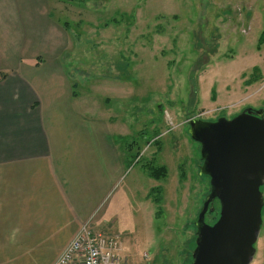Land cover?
<instances>
[{"label": "rangeland", "instance_id": "1", "mask_svg": "<svg viewBox=\"0 0 264 264\" xmlns=\"http://www.w3.org/2000/svg\"><path fill=\"white\" fill-rule=\"evenodd\" d=\"M87 1L49 0V9L72 35L59 61L73 108L108 120L122 162L94 229L117 241L127 264H190L210 186L188 121L245 109L264 118V0ZM150 167L166 175L149 177ZM261 213L250 264H264Z\"/></svg>", "mask_w": 264, "mask_h": 264}, {"label": "crops", "instance_id": "2", "mask_svg": "<svg viewBox=\"0 0 264 264\" xmlns=\"http://www.w3.org/2000/svg\"><path fill=\"white\" fill-rule=\"evenodd\" d=\"M66 27L49 0H0V264H55L123 174L108 120L73 108Z\"/></svg>", "mask_w": 264, "mask_h": 264}, {"label": "water", "instance_id": "3", "mask_svg": "<svg viewBox=\"0 0 264 264\" xmlns=\"http://www.w3.org/2000/svg\"><path fill=\"white\" fill-rule=\"evenodd\" d=\"M188 135L200 146V173L210 192L195 222L191 264H250L262 222L264 186L263 112L245 109L231 119L193 118ZM219 202V218L205 223Z\"/></svg>", "mask_w": 264, "mask_h": 264}, {"label": "built area", "instance_id": "4", "mask_svg": "<svg viewBox=\"0 0 264 264\" xmlns=\"http://www.w3.org/2000/svg\"><path fill=\"white\" fill-rule=\"evenodd\" d=\"M119 252L120 245L117 241L93 232L88 221L63 250L55 264H126Z\"/></svg>", "mask_w": 264, "mask_h": 264}, {"label": "trees", "instance_id": "5", "mask_svg": "<svg viewBox=\"0 0 264 264\" xmlns=\"http://www.w3.org/2000/svg\"><path fill=\"white\" fill-rule=\"evenodd\" d=\"M3 76L4 75H2L1 77ZM73 88H74V85H73ZM73 96H75L74 93H73ZM148 170H149L148 176L154 179H157V180L163 178L166 175L165 170L162 168L154 169L153 167H150Z\"/></svg>", "mask_w": 264, "mask_h": 264}, {"label": "flooded vegetation", "instance_id": "6", "mask_svg": "<svg viewBox=\"0 0 264 264\" xmlns=\"http://www.w3.org/2000/svg\"><path fill=\"white\" fill-rule=\"evenodd\" d=\"M215 203H216V206L219 207V210L218 211H217V209H215V222H216L218 220V218H219L220 206H219V202L216 199H215ZM212 204H214V202L213 203H210L209 207H211ZM263 208H264V197H263ZM263 208H262V210H263ZM208 213L209 212L207 211L206 214H205V218H206V216H207ZM195 231H196V229H195ZM193 250H192V252H193ZM192 252H191V262H192ZM191 262H190V264H191Z\"/></svg>", "mask_w": 264, "mask_h": 264}]
</instances>
